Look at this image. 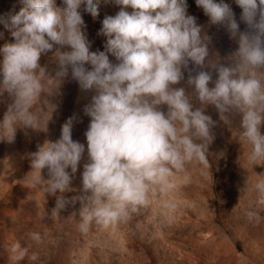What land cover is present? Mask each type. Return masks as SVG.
Returning <instances> with one entry per match:
<instances>
[{"label":"clouds","instance_id":"obj_1","mask_svg":"<svg viewBox=\"0 0 264 264\" xmlns=\"http://www.w3.org/2000/svg\"><path fill=\"white\" fill-rule=\"evenodd\" d=\"M18 2V11L14 6L0 16L14 38L0 46V97L11 98L0 119V141L13 142L18 128L47 131L55 109L50 98L69 69L80 88L93 93L83 109L90 123L80 195H64L75 191L72 180L85 153V145L72 138L75 117L62 125L58 139H46L30 153L29 184L56 196L45 216L59 219L68 204L79 201V218L70 215L78 231L88 234L94 225L107 230L150 207L154 198L167 197L178 180L187 182L191 167L209 169L216 122L205 114L208 105L228 126L239 117L238 140L251 146L248 164L264 165V0H235L245 31L225 0H196L209 22L226 27L238 43L226 57L210 50V37L187 13L186 0H114L120 10L105 16L100 29L104 51L90 50L79 11L84 5L95 18L101 0ZM48 53L55 75L39 63ZM185 70L186 86H177ZM253 188L264 205V174ZM162 207L171 212L176 205L164 199ZM246 216L261 219L256 211Z\"/></svg>","mask_w":264,"mask_h":264},{"label":"rangeland","instance_id":"obj_2","mask_svg":"<svg viewBox=\"0 0 264 264\" xmlns=\"http://www.w3.org/2000/svg\"><path fill=\"white\" fill-rule=\"evenodd\" d=\"M186 2L187 13L196 17L210 37V50L226 57L238 48L226 27L211 24L196 0ZM56 3L62 5V0ZM225 3L231 6L239 30H247L240 19L242 9L235 0ZM14 6L18 11V0H0V16ZM119 10L114 0H101L99 15L93 18L81 5L79 11L91 51L105 50L106 37L100 34L102 21ZM0 33V46L13 42L2 23ZM51 55H42L39 63L55 75L57 65L50 61ZM109 59L115 62L111 54ZM189 67L193 65L190 63ZM212 74L215 80V70ZM187 77L185 70V80L177 86H186ZM92 95L80 88L69 69L59 93L50 98L49 107L55 109L47 131L18 128L13 142L0 141V264H264V205L257 202L253 188L264 174V165L252 168L248 164L246 157L251 146L238 140L239 117H232L228 126L213 105L205 109V114L216 122L209 145L211 167H191L187 182L178 180L177 189L167 197L154 198L150 207L133 214L126 223L107 230L94 225L88 234L79 232L78 220L70 216L76 212L79 218V201L68 204L59 219L45 216L55 207L56 196L29 184L26 175L31 171L30 153L37 151L46 139H58L62 125L75 117L72 138L85 145V153L72 180L75 191L64 195L69 199L80 195L83 164L87 162L85 133L90 123L83 109ZM10 103L7 93L0 97V119ZM261 131L264 133V126ZM42 175L49 178L47 169L42 170ZM164 199L175 203L174 211L162 207ZM247 211L258 212L260 221H249Z\"/></svg>","mask_w":264,"mask_h":264}]
</instances>
